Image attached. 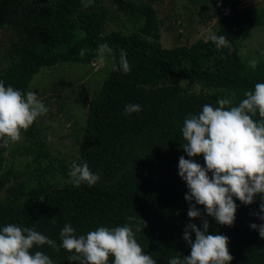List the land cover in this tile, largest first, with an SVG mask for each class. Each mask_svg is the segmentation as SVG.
Masks as SVG:
<instances>
[{
    "label": "trees",
    "instance_id": "obj_1",
    "mask_svg": "<svg viewBox=\"0 0 264 264\" xmlns=\"http://www.w3.org/2000/svg\"><path fill=\"white\" fill-rule=\"evenodd\" d=\"M106 1L94 0L84 7L82 0H0V31L11 33L13 59L0 73L6 87L11 85L26 95L43 68L91 64L97 59L98 45L105 42L114 50L118 67L120 51L126 52L131 69L127 74L111 70L90 102L86 126L78 139L80 157L75 162H87L100 180L91 187L86 183L75 187L69 176L71 167L52 158L35 120L26 134L34 141L37 184L31 185L29 179L7 188L0 200V228L9 223L34 227L59 245V233L66 223L80 235L100 226H123L133 216V223L139 222L141 227L142 219L146 222L136 233L145 253L157 264H168L178 254L190 255L191 248L183 239L185 226L195 223L202 229L203 217L209 221V234L229 237L230 264H264V238L250 228L252 223H264L253 215L264 194H257L250 205L233 197L237 210L232 226L219 224L203 205H196L202 217L189 218L185 200L189 190L178 175L181 156L206 166L203 154L188 157L181 147L185 143L181 128L189 113H199L205 103L215 105L217 100L209 94L185 92L181 81L229 90L235 96L233 106L238 105L245 91L264 83V57L256 59L257 67L251 68V59L243 57L239 44L240 37L260 21L254 13L240 11L244 0H204L213 6L220 35L226 36L232 50L217 49L210 39H200L175 51L161 42L155 8L156 3L167 0H111L118 13L136 27L131 34H104L106 21L115 17L109 15ZM129 103L141 105L142 110L125 114ZM6 151L7 147H0V172ZM45 160L70 181L46 183ZM9 181L10 175H0V196ZM36 250L48 254L54 264H71L67 258L72 253L62 247L59 252L47 245L32 251ZM113 259L109 257V264Z\"/></svg>",
    "mask_w": 264,
    "mask_h": 264
},
{
    "label": "clouds",
    "instance_id": "obj_2",
    "mask_svg": "<svg viewBox=\"0 0 264 264\" xmlns=\"http://www.w3.org/2000/svg\"><path fill=\"white\" fill-rule=\"evenodd\" d=\"M82 2L84 7H89L94 0ZM207 35L217 49L232 50L226 36L210 30ZM107 56L113 61L116 59L114 50L106 42L98 45V62L104 64ZM248 63L253 69L258 65L255 58ZM112 70L130 72L124 50L119 54V67L113 63ZM243 95L245 98L238 105L233 106L234 101L228 96L217 98L215 105L205 103L202 111L189 113L184 119L181 133L185 143L181 147L188 157L203 154L206 165L184 156L179 158L178 175L189 190L185 194V200L189 202V218L202 217L196 205H203L206 214L219 224L232 226L237 210L233 197L250 205L257 194H264V83H256L254 90H247ZM141 110V105L129 103L125 105L124 113ZM47 112L48 108L38 99L36 92L28 91L25 95L11 85L6 87L0 80V147L19 142L22 131H27L39 116ZM69 176L77 188L82 183L91 187L101 178L84 161H73ZM253 215L264 221V196L259 211ZM127 220L129 222L123 226H100L80 235L71 223H66L59 233V245L34 227L9 223L0 228V264H54L45 252L32 251L44 245L56 252L62 247L72 253L67 258L71 264H109L110 256L114 258L112 264H157L136 239V233L146 227V222L142 219L141 227L139 222L133 223L135 217L129 216ZM201 222L202 229L195 223L185 226L183 239L191 248L190 255L178 254L170 258L168 264H230L233 256L228 249L229 237L209 234V221L202 217ZM250 228L258 230L259 236L264 238V223H252Z\"/></svg>",
    "mask_w": 264,
    "mask_h": 264
},
{
    "label": "rangeland",
    "instance_id": "obj_3",
    "mask_svg": "<svg viewBox=\"0 0 264 264\" xmlns=\"http://www.w3.org/2000/svg\"><path fill=\"white\" fill-rule=\"evenodd\" d=\"M209 3V2H208ZM109 15L114 19L106 21L104 34L121 31L131 34L135 31L132 22L122 13H118L111 0L106 1ZM213 6L204 0H167L156 3L155 8L160 20L161 42L165 48L178 51L182 46H189L200 39L207 40L210 30L216 35L221 34L220 22L214 16ZM243 13H254L257 22L250 32L239 39L240 51L245 59H260L264 57V0H244L239 5ZM117 16V17H116ZM152 39L151 37H147ZM11 33L0 31V73H3L12 63ZM111 56L100 64L95 59L91 64L62 63L43 68L30 85L29 91L37 93V97L48 108V112L36 120L45 143V148L52 158L63 162L68 167L80 157L78 139L86 126L90 102L96 97L103 83L110 75ZM185 92H201L235 100L233 92L226 89L209 88L202 82L183 79L181 81ZM19 142H10L7 146L6 159L0 175H10V181L0 196L5 198L7 188L26 182L37 184L33 152L34 141L26 131L21 133ZM51 137V139H49ZM58 163L57 161H55ZM45 160L46 183L66 184L70 180L58 170L49 166ZM34 179V180H33Z\"/></svg>",
    "mask_w": 264,
    "mask_h": 264
}]
</instances>
